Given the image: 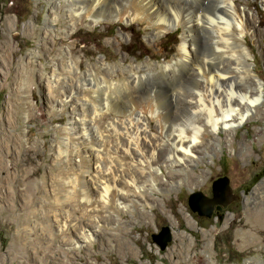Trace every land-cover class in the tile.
<instances>
[{
  "label": "rangeland",
  "instance_id": "1",
  "mask_svg": "<svg viewBox=\"0 0 264 264\" xmlns=\"http://www.w3.org/2000/svg\"><path fill=\"white\" fill-rule=\"evenodd\" d=\"M263 1H237L255 21L257 37L233 35L229 45L215 46L218 39L208 36L206 43L197 40V55L210 65L231 66L238 81L235 64L242 57L264 84ZM70 5L80 7L77 0H0V264H264V93L242 124L219 135L203 113L166 118L169 126L204 123L207 154L186 171L162 160L158 190L146 191L156 200L153 205L136 203L126 210L113 199L97 208L83 201V181L94 176V151L100 146L95 132L105 138L106 153L126 169L135 168L110 127L127 117L113 111L94 117L92 104L102 103L90 85L75 86L70 96L76 80L65 69L69 60L80 65L81 78L92 67H110L91 74L93 81L106 78L119 110L132 104L144 111L157 135L159 123L146 112L149 104L166 108L173 96L183 102L196 83L186 79L187 69L165 71L180 56L183 27L162 32L133 12L124 21L93 24L85 14L71 19ZM84 99L91 105L83 109ZM79 118L95 132L84 136ZM220 177L229 179L236 199L204 221L189 209L188 197L195 192L211 197V184ZM254 212L261 215L258 220ZM89 225H100L99 233L83 243ZM161 227L171 232L164 250L151 239Z\"/></svg>",
  "mask_w": 264,
  "mask_h": 264
},
{
  "label": "bare ground",
  "instance_id": "2",
  "mask_svg": "<svg viewBox=\"0 0 264 264\" xmlns=\"http://www.w3.org/2000/svg\"><path fill=\"white\" fill-rule=\"evenodd\" d=\"M237 1L77 0L80 7L70 5L72 7L69 10L71 19L76 15L85 14L93 24L102 19L113 22L124 21L132 16L133 12L135 19L144 21L150 26H160L162 32L183 27L184 35L179 48L180 56L176 61L166 64L165 71L174 68L187 69L186 79L196 83L195 90L191 95L186 96L187 99L183 102L177 103L176 97L173 96V98L168 99L166 108L159 107L157 104H149L146 112L159 123L160 135H157L150 123L146 121V117L143 115L144 111L134 110L132 104L124 112L119 110L117 100L115 99V102L108 95L112 84L108 83L106 78L102 77L97 83L93 81L91 74L96 71L105 73L107 70H111L110 67H105L104 64L103 68L100 66L90 67L87 76L81 78L80 65L71 59L69 60L71 63L65 69L77 83L73 89L68 86L70 96L74 95L75 86L79 88V86L90 85L91 88L95 89V97L100 98L102 103V105L92 104L91 113L94 117L100 116L101 112L111 111L116 116L127 117L123 122L122 119H116L115 124H111L110 127L115 130L119 145L130 157L132 167L135 168L133 170L126 169L121 160H116L106 153L103 148L106 143L105 138L94 131L96 127H85L87 123L83 118H79L77 124L80 125L83 135L92 134L94 129L93 131L100 142L99 148L94 151V156L97 158L94 176L83 181L81 197L85 203L97 208L99 202L109 205L113 199L126 210L133 208L136 203L153 205L156 200L146 196V191L148 189L152 192L158 190L159 187L157 186L160 183L158 173H162L160 168L162 160L163 162L170 160L172 164L179 165L180 169L186 171L191 163L207 154L203 149L207 146L204 139L207 136L203 128L204 123L193 122L187 125L173 123L169 126L172 121L167 123L166 118L170 120V118L177 117L184 111L194 116L203 113L205 124L211 128L214 134L219 135L222 130L228 132L242 124L250 111L262 101L264 84L258 82L253 75V69L246 60L243 61L242 57H237L235 64L236 71L241 75V81H238V76H232L231 66L221 68L217 64L210 65L208 61H205L202 53V56L197 55V40L203 44L209 38L212 40L216 38L218 40H215L214 45L219 46L220 42L229 45V41L234 40L233 35L237 38L250 36L254 39L257 37L258 31L255 21L245 8L239 6ZM55 22L56 19L54 18L52 23ZM239 49L245 58L249 57L247 48L239 45ZM64 61L65 58L62 59V64L65 63ZM133 69L134 67H130L129 70L133 71ZM57 71L58 68L55 65L54 78H56ZM136 77V83H138L139 77L138 75ZM199 79L204 80L203 84L200 83ZM100 88L104 91L103 94L99 93ZM86 105H91L88 99L82 101L83 109ZM81 116L83 117L84 114ZM161 136L165 137L166 141H162ZM142 166L148 167L150 172L146 174ZM147 183L151 184L150 188L145 186ZM259 190H261L260 187ZM252 215L256 220L261 216L255 212ZM99 227L100 225H89L82 232L83 243L93 242L99 233Z\"/></svg>",
  "mask_w": 264,
  "mask_h": 264
},
{
  "label": "water",
  "instance_id": "3",
  "mask_svg": "<svg viewBox=\"0 0 264 264\" xmlns=\"http://www.w3.org/2000/svg\"><path fill=\"white\" fill-rule=\"evenodd\" d=\"M235 199L236 196L232 194L229 179L220 177L211 184V197H206L201 192L192 193L188 197V206L193 213L206 221L212 217L214 207L219 211L220 207L226 208ZM151 239L160 250H164L171 241L169 227H161L157 234L151 235Z\"/></svg>",
  "mask_w": 264,
  "mask_h": 264
},
{
  "label": "flooded vegetation",
  "instance_id": "4",
  "mask_svg": "<svg viewBox=\"0 0 264 264\" xmlns=\"http://www.w3.org/2000/svg\"><path fill=\"white\" fill-rule=\"evenodd\" d=\"M223 208L222 207H220V210H222ZM218 210L216 209V207H214V209H213V214L215 213V212H217ZM212 214V215H213Z\"/></svg>",
  "mask_w": 264,
  "mask_h": 264
}]
</instances>
